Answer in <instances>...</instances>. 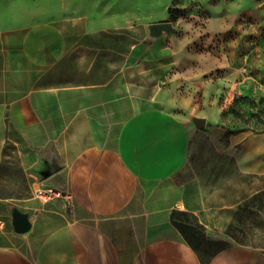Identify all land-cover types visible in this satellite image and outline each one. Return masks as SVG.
Here are the masks:
<instances>
[{
    "label": "crops",
    "instance_id": "1",
    "mask_svg": "<svg viewBox=\"0 0 264 264\" xmlns=\"http://www.w3.org/2000/svg\"><path fill=\"white\" fill-rule=\"evenodd\" d=\"M141 31L0 24V264H264V247L216 229L249 198L262 216L264 132L159 104L163 34ZM48 186L71 200L36 195Z\"/></svg>",
    "mask_w": 264,
    "mask_h": 264
},
{
    "label": "rangeland",
    "instance_id": "2",
    "mask_svg": "<svg viewBox=\"0 0 264 264\" xmlns=\"http://www.w3.org/2000/svg\"><path fill=\"white\" fill-rule=\"evenodd\" d=\"M70 18L121 33L140 27L142 35L146 24L170 21L174 31L163 34L161 50L152 49L153 66L167 64V89L157 102L229 132H264V0L0 1V24ZM251 187L249 178L246 194ZM244 195L233 194V200ZM260 200L264 204V192ZM251 202L233 210L231 224L216 229L264 247V211L261 216Z\"/></svg>",
    "mask_w": 264,
    "mask_h": 264
},
{
    "label": "water",
    "instance_id": "3",
    "mask_svg": "<svg viewBox=\"0 0 264 264\" xmlns=\"http://www.w3.org/2000/svg\"><path fill=\"white\" fill-rule=\"evenodd\" d=\"M174 27L170 21H157L146 24V31L148 39L154 40L162 34L169 35L174 31ZM192 121L199 127H204L205 119L201 117H192ZM50 171V170H49ZM48 171V172H49ZM48 172L40 173V175H47ZM11 219L13 230L17 233H25L30 227L28 214L20 211L18 208H11Z\"/></svg>",
    "mask_w": 264,
    "mask_h": 264
},
{
    "label": "built area",
    "instance_id": "4",
    "mask_svg": "<svg viewBox=\"0 0 264 264\" xmlns=\"http://www.w3.org/2000/svg\"><path fill=\"white\" fill-rule=\"evenodd\" d=\"M36 195L38 197L45 198V199H55V198L63 197L69 201L71 200V195L69 192L60 191V190L54 188L53 186H48L45 188H39L36 191Z\"/></svg>",
    "mask_w": 264,
    "mask_h": 264
}]
</instances>
